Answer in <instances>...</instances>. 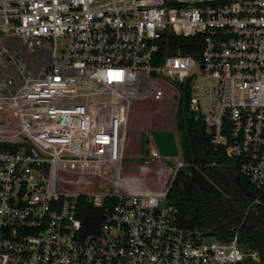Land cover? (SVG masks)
Returning <instances> with one entry per match:
<instances>
[{
	"label": "built area",
	"instance_id": "1",
	"mask_svg": "<svg viewBox=\"0 0 264 264\" xmlns=\"http://www.w3.org/2000/svg\"><path fill=\"white\" fill-rule=\"evenodd\" d=\"M182 89L224 158L208 164L250 187L241 222L264 213V0H0V264L256 260L241 223L228 239L180 223V155L134 159L131 114L162 122Z\"/></svg>",
	"mask_w": 264,
	"mask_h": 264
},
{
	"label": "trees",
	"instance_id": "2",
	"mask_svg": "<svg viewBox=\"0 0 264 264\" xmlns=\"http://www.w3.org/2000/svg\"><path fill=\"white\" fill-rule=\"evenodd\" d=\"M170 45L172 52L178 49L182 53L193 54L197 53L201 47L199 37L184 36H171L169 47ZM159 56L158 60H161L163 54L160 52ZM182 94L185 100L179 108V127L187 170L177 171L166 198L168 202L177 207L179 221L182 225L198 228L210 236L222 239L212 221L213 218L219 231L225 237H229L241 222L239 212L241 206L237 201L243 192L238 183H241V188L250 189V187L239 176L236 167L208 164L214 159L220 161L224 158L218 156L214 150L209 136L203 130L202 121L196 120L193 113L189 111L188 90L182 89ZM83 218L86 226L90 227L88 222L90 213H85ZM245 229H247L246 224H243V227H239V232L243 233ZM260 247L264 254V243H260Z\"/></svg>",
	"mask_w": 264,
	"mask_h": 264
},
{
	"label": "water",
	"instance_id": "3",
	"mask_svg": "<svg viewBox=\"0 0 264 264\" xmlns=\"http://www.w3.org/2000/svg\"><path fill=\"white\" fill-rule=\"evenodd\" d=\"M169 38L166 39V44L168 43ZM179 108H180V100L178 101V104L176 106L175 110V129H169V130H161V129H148L145 131V141L146 142H152V144L157 149L158 153L163 157H176L180 155L181 160L185 163L184 170H187V163L184 156V149H183V142L179 127ZM247 196H252L251 193H247ZM206 210L208 211L210 217L211 214L207 208V206L204 204ZM212 218V217H211ZM250 222L248 226H250L251 223L258 224L260 227L264 230V213L260 214L256 212L255 210H252L250 212ZM212 221L218 230V234L222 239H228L225 237L222 232L219 231L218 225L212 218ZM207 234V233H206Z\"/></svg>",
	"mask_w": 264,
	"mask_h": 264
},
{
	"label": "rangeland",
	"instance_id": "4",
	"mask_svg": "<svg viewBox=\"0 0 264 264\" xmlns=\"http://www.w3.org/2000/svg\"><path fill=\"white\" fill-rule=\"evenodd\" d=\"M59 43H60V45L66 44V42L62 39H59ZM11 46H14V48H16L17 51L21 50L20 55H22L23 58H27V54L24 51V47H22L21 43H15V44L12 43ZM192 81L194 83L198 84L201 82V78L199 75H196L195 77H193ZM184 100H185V96L182 97V101H181L182 105L184 104ZM135 107H137V105H135ZM148 107H149L148 109H152V105H148ZM136 115L134 113L131 114L130 123H131V125H133L134 129L137 131V134H139V130L142 128H145V127L151 128V127L161 126V124L158 123V121H155L151 124L149 122V118L147 116L143 118L141 115L140 116H136ZM164 120L168 121L166 123H167V125L170 126L171 129H175V123H174V121H175V108L174 107H171L168 110V116ZM164 120H162V121H164ZM138 121L139 122L142 121V124H144V125L141 126V124H139V127L136 128V124L138 123ZM152 146H153L152 142H146L145 141V131L142 130L141 138H140V149H141V155L142 156L141 157H135L134 159L140 163H143L147 159L145 154H147L151 151ZM161 160L170 164V165H173V162L171 160H166L165 158H162ZM248 201L249 200L247 199V203H248Z\"/></svg>",
	"mask_w": 264,
	"mask_h": 264
},
{
	"label": "flooded vegetation",
	"instance_id": "5",
	"mask_svg": "<svg viewBox=\"0 0 264 264\" xmlns=\"http://www.w3.org/2000/svg\"><path fill=\"white\" fill-rule=\"evenodd\" d=\"M238 186H240V189L243 192V195L238 197L239 201H237L238 204L241 206V210L239 212L242 215L243 208H245L247 205L248 196L246 194L251 192L248 191L247 189H244L243 187L241 188L240 182L238 183ZM258 213L262 214L263 212L258 211ZM250 221L251 220L249 213L248 216H246V218L242 222H240L241 224L239 223L240 224V226L238 225L239 227H243V224H246L247 229L243 230V233L239 232L238 242L241 245H245L251 249L253 248L255 249L256 260H252V262H249L248 264H264V259H263L264 254H262L263 252L261 251V247H260V243H264V230L258 224L251 223L250 226H248Z\"/></svg>",
	"mask_w": 264,
	"mask_h": 264
},
{
	"label": "crops",
	"instance_id": "6",
	"mask_svg": "<svg viewBox=\"0 0 264 264\" xmlns=\"http://www.w3.org/2000/svg\"><path fill=\"white\" fill-rule=\"evenodd\" d=\"M166 122H168V121H162V122H158V123H160L161 124V126H156V127H149V128H142V129H140L139 130V134H137V131H136V138L135 139H133L132 141H134V144H136L137 145V143H138V146H136V148H135V145H134V147H133V150H132V152H136V153H138L139 152V150H141L140 149V138H141V133H142V130L143 131H146V130H148V129H153V128H155V129H161V130H169V129H171L170 128V126L169 125H167V123Z\"/></svg>",
	"mask_w": 264,
	"mask_h": 264
},
{
	"label": "bare ground",
	"instance_id": "7",
	"mask_svg": "<svg viewBox=\"0 0 264 264\" xmlns=\"http://www.w3.org/2000/svg\"><path fill=\"white\" fill-rule=\"evenodd\" d=\"M144 105H145V106H144ZM144 105H143V104H142V105L139 104V105H137V107L134 106V108H136V109H137V108H143V106H144V108H145L147 105H146V104H144ZM148 108H149V107H148ZM139 124H141V126L144 125V124H142V121H141V122L138 121V123L136 124V128L139 127Z\"/></svg>",
	"mask_w": 264,
	"mask_h": 264
}]
</instances>
